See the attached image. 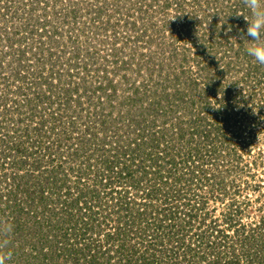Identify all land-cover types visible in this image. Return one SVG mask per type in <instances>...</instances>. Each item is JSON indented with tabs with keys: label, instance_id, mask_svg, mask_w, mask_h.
<instances>
[{
	"label": "rangeland",
	"instance_id": "rangeland-1",
	"mask_svg": "<svg viewBox=\"0 0 264 264\" xmlns=\"http://www.w3.org/2000/svg\"><path fill=\"white\" fill-rule=\"evenodd\" d=\"M243 15L0 0L6 264H264V65Z\"/></svg>",
	"mask_w": 264,
	"mask_h": 264
},
{
	"label": "clouds",
	"instance_id": "clouds-1",
	"mask_svg": "<svg viewBox=\"0 0 264 264\" xmlns=\"http://www.w3.org/2000/svg\"><path fill=\"white\" fill-rule=\"evenodd\" d=\"M243 2L251 15H243L247 28L246 31L242 30L241 39L249 41L246 47L247 55L259 65H264V0H243ZM10 232V228H0V264H6L11 258V254L5 251L11 243L7 238Z\"/></svg>",
	"mask_w": 264,
	"mask_h": 264
},
{
	"label": "trees",
	"instance_id": "trees-1",
	"mask_svg": "<svg viewBox=\"0 0 264 264\" xmlns=\"http://www.w3.org/2000/svg\"><path fill=\"white\" fill-rule=\"evenodd\" d=\"M126 168V167H125ZM105 170V169H104ZM106 171H108V172H112V174H115V177L114 178H111L110 180H109V182L107 181V179H106V181L105 182H107V184L106 185H111V184H113V185H115L114 183H117V182H119V181H121V178H122V174L124 173V167H121L118 171H113V169H112V166H111V162H107V165H106ZM108 172H106L107 173V175H109L108 174ZM104 174V173H103ZM112 191V189L109 191V192H107V194H110V192ZM115 192V191H114ZM116 192L117 193H120L119 191H117L116 190ZM116 192H115V194H116ZM119 203H121V206H123L124 205V201H123V197L121 196L120 198H119ZM252 228V227H251ZM119 235H120V232H119ZM110 238H112L111 236L110 237H108V235H107V240H109ZM119 241H121V240H119ZM117 247L118 246H122V244H121V242H118L117 241ZM261 249H264V248H262L261 247ZM88 261L90 262V263H92L93 262V259H88ZM135 264H138V263H135Z\"/></svg>",
	"mask_w": 264,
	"mask_h": 264
}]
</instances>
